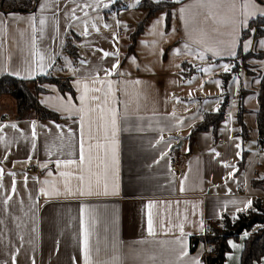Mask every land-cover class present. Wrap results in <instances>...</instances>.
I'll use <instances>...</instances> for the list:
<instances>
[{
    "label": "crops",
    "instance_id": "obj_1",
    "mask_svg": "<svg viewBox=\"0 0 264 264\" xmlns=\"http://www.w3.org/2000/svg\"><path fill=\"white\" fill-rule=\"evenodd\" d=\"M142 1L38 0L36 9L27 12L0 9V74L61 76L74 88L63 91L49 80L41 84L46 89L38 98L60 114L57 119L18 117L17 101L9 94L0 96V168L4 170L0 176V264H83L85 229L93 264H206L203 255L208 245L202 238L195 240L204 235L206 219L235 217L257 200L264 206V185L253 182L264 177V150L259 140L250 143V138L242 137L241 123L259 133L264 33L257 36L252 28L247 37L242 39L241 34L251 18L264 14V0H235L234 11L226 6L197 7V0H152L175 3L159 7L129 50L133 32L150 12L140 5ZM86 4L90 6L83 7ZM181 8L185 9L183 18ZM40 18L46 19L43 26ZM120 27L125 28L122 34ZM68 42L77 56L67 50ZM241 50L254 54L243 59ZM103 52L116 54L104 57ZM117 62L119 67L106 75L105 70ZM191 67L194 71L186 75ZM94 78L112 81L114 95L108 94L107 104L88 101L94 111L84 119L86 162L80 167V117L84 113L78 109L83 106V83L102 88L89 96L103 100L108 92L106 85L94 84ZM223 102L226 113L217 131L211 127L193 132L205 112L219 110ZM240 104L245 109L241 118ZM100 108L105 111L101 113ZM111 108L117 111L119 129L115 175L111 127L106 138L101 119L110 121ZM177 146L187 154L178 172L170 168ZM243 152L247 159L239 171ZM57 160L77 164L58 167ZM31 165L34 169L30 170ZM61 172L70 175L61 176ZM80 175L83 181L77 178ZM46 180L50 183L45 184ZM114 184L117 194H112ZM89 186L92 195H80ZM41 188L50 195H42ZM149 214L155 236L147 232ZM249 233L228 238L231 248L224 264H240ZM181 251L187 255L180 258ZM254 264H264V256Z\"/></svg>",
    "mask_w": 264,
    "mask_h": 264
},
{
    "label": "trees",
    "instance_id": "obj_2",
    "mask_svg": "<svg viewBox=\"0 0 264 264\" xmlns=\"http://www.w3.org/2000/svg\"><path fill=\"white\" fill-rule=\"evenodd\" d=\"M38 0H0V9L4 12H10L12 10H19L27 12V10H35L37 7ZM175 2L167 3L164 1H152L143 0L140 5L147 6L150 9L147 17L143 21L139 22L137 29L132 34V42L130 43V49L134 48L136 41V36L144 29V26L152 18V16L158 11L159 7L164 4H170L172 6ZM170 11L167 14V25L170 21ZM255 28V35L260 36L264 33V14L258 15L250 19V23L247 28L242 30V39L247 37V34L251 32V29ZM67 50L77 56V50L71 42L67 43ZM254 54L253 51H248L244 53L240 51V55L245 59L249 55ZM261 54V53H259ZM194 71L191 67L186 71V75H190ZM229 75L226 74L227 78ZM49 80L57 85L63 91L70 90L74 91L72 84H70L68 78H62L61 76L55 75H43L34 78H25L18 75H13L8 72H3L0 74V96L3 94L11 95L17 101L16 115L18 117H30V116H40V117H50L59 118L55 110L49 108L38 98L40 91L46 89L44 85H41L37 80ZM261 87L258 92L259 94V110L257 113V123L259 128V141L264 146V73L262 76ZM243 92H241L242 94ZM239 117H242L244 112L243 106L240 104L239 107ZM225 102L222 103L219 110L216 111H206L204 119L198 123L194 128L193 132L199 130H206L213 127L214 131H217L220 120L225 116ZM243 124L242 137L244 139H249L250 130L249 127L241 120ZM240 159L238 167L241 171L242 167L246 163V152ZM253 182L257 185H264L263 178H255ZM243 231H249V235L245 238V245L241 252V262L240 264H254L255 261L260 260L264 256V206L260 200L255 202V205L245 211L239 212L235 217H230L225 215L223 217V228H214L212 231L205 232L203 236H195V240H200L201 238L209 245H213L208 248L205 252L204 260L206 264H224L225 254L231 248L229 237H238Z\"/></svg>",
    "mask_w": 264,
    "mask_h": 264
},
{
    "label": "snow or ice",
    "instance_id": "obj_3",
    "mask_svg": "<svg viewBox=\"0 0 264 264\" xmlns=\"http://www.w3.org/2000/svg\"><path fill=\"white\" fill-rule=\"evenodd\" d=\"M137 3H139V0H137ZM47 5L44 4V5H41V11H43V9L46 7ZM90 5H84L83 7H89ZM227 7L229 10L231 11H234L235 10V7H236V4H235V0H197V7ZM77 7H80V5H77ZM191 7V6H190ZM248 5L245 4L244 5V8L247 9ZM75 9H72L71 12L72 14L74 15L75 14ZM180 12L182 14V18H183V14L185 12V9L184 8H181L180 9ZM193 18H195V16H193ZM33 22L35 21V17L32 18ZM46 23V19L45 18H40L39 20V24L41 26H43L44 24ZM119 23V22H118ZM107 27V25H106ZM42 30V28H41ZM33 31H35V26L33 24ZM85 35L87 34V29H85ZM235 44V40L232 41V45L234 46ZM103 51V50H101ZM179 51V50H177ZM214 51V54L216 55H219L220 52L218 51ZM118 52V50H117ZM116 53H108V52H103V56L104 57H107L109 55H115ZM229 54L230 55H235V52L234 51H231L229 50ZM200 58L203 59V53L200 54ZM41 61L43 60V56L40 57ZM134 59V58H133ZM83 63V61H82ZM178 66V65H177ZM119 67V64L118 62L116 64H113L112 65V69H106L105 70V74L110 76L112 75V73ZM179 67V66H178ZM224 68H225V71H228L229 70V66L228 65H224ZM205 71H207V69H205ZM94 84L95 83H99L101 85H106L107 86V89H108V92H105L104 93V99L101 100V96H89V92H102V88H90L89 87V84L88 83H83V91H82V94L80 96V101L82 103V107L80 109H78V111H80L81 113H84V115H82L80 117V122H81V139H80V156H79V165L80 167L84 166L85 165V162H86V157H85V148H84V139H83V126H84V119H85V116L88 115V113H90L91 111H94V109H91L88 107V101L91 100V101H101V103L103 104H107L108 101H107V96L109 93H112L114 95V93L112 92V89H113V82L112 81H104V80H101V79H98V78H94L93 81H92ZM80 83V82H78ZM137 84L140 83L139 80L136 81ZM189 83H191V81H189ZM219 83V82H217ZM97 107H100V105L98 104ZM100 111L101 113H103L105 111L104 108H100ZM108 111L111 113V119L110 121H108L104 116H101V119H104L105 120V123L103 125L104 127V131H105V137L107 138V134H108V130H109V124H110V127H111V135H112V165H113V168H114V175H115V165L118 163V160L116 158V134L118 132V124H117V111L115 108H111V109H108ZM174 115V113H173ZM12 128H16V125L15 124H12L11 125ZM33 127V136L36 135L34 129H35V124L33 123L32 125ZM56 127L59 129L61 126L60 125H56ZM89 138L91 139V124H89ZM160 141H157V143H159ZM238 148H239V145H236ZM33 147H35L33 145ZM91 151V145L89 146V152ZM166 155L165 154H162L161 155V159H163V156ZM216 155H219V153H217ZM6 159V157H5ZM30 159V158H29ZM91 161H92V157L91 155H89L87 157V163H88V166H89V170H90V165H91ZM159 161H157L158 163ZM56 164L57 166L59 167L61 164H64L65 166L67 165H74V164H77V161L75 160H65V161H60V160H57L56 161ZM225 167H230L231 165H228V164H225L224 165ZM41 167H47V165H41ZM105 168H107V165H105ZM83 170V168H82ZM4 174V170L2 168H0V176H3ZM9 175H12L14 176L15 173H9ZM49 176L52 175L51 172L48 173ZM61 176H68L70 175L69 173H65V172H61L60 173ZM79 180L83 181L84 180V176L83 175H80L77 177ZM27 182V176L25 175V183ZM45 184H48L50 183V181H44ZM0 187H2V185H0ZM104 194L107 195L108 194V186H107V183H105V186H104ZM11 191L13 193H15L16 191V188H15V180H13V183H12V189ZM40 193L42 195H50V193H48L47 191H45V189L41 188L40 190ZM181 191H183V186L181 187ZM67 192L68 194H74L71 192V189H67ZM118 192V185L114 184L113 185V191H112V194H117ZM80 195H92V191H91V187L89 186L88 190L87 191H80ZM8 199H11V197H8ZM8 201L5 200V203H7ZM147 207L149 209H151L153 207V204L152 203H149L147 205ZM247 207H251V201H248V204H247ZM241 209H237V211H240ZM82 213H83V209H82ZM148 226H147V232H148V235L149 236H155L156 233H155V230H154V226H153V220H152V216L151 214H149L148 216ZM82 226H83V221H82ZM180 227V230H181V235H184L183 233V225H179ZM247 235V233L245 234ZM177 243H180L181 246L183 247V243L182 241H176ZM233 247H236V245H233ZM99 251V249L97 248V252ZM82 252H83V264H93L92 262V257H91V250H90V247H89V232L85 229L84 233H83V248H82ZM187 255V252L186 251H181L180 254H179V257L182 258L183 256H186ZM13 261L15 262V257H13ZM33 264H35V262H33ZM194 264H199V261H194Z\"/></svg>",
    "mask_w": 264,
    "mask_h": 264
},
{
    "label": "built area",
    "instance_id": "obj_4",
    "mask_svg": "<svg viewBox=\"0 0 264 264\" xmlns=\"http://www.w3.org/2000/svg\"><path fill=\"white\" fill-rule=\"evenodd\" d=\"M120 33L122 34L124 32V28L120 27L119 28ZM258 146L260 150H264V146L261 142L258 143ZM187 157V154L185 151L180 146H177L176 148L173 149L171 153V159H170V168L173 169V171L180 170L182 167L185 159ZM28 169H34V166L31 165ZM241 190V188H239ZM205 232L212 231L214 228H223V220L222 218L219 217H210L206 219L205 222ZM209 246H212V243H209Z\"/></svg>",
    "mask_w": 264,
    "mask_h": 264
},
{
    "label": "rangeland",
    "instance_id": "obj_5",
    "mask_svg": "<svg viewBox=\"0 0 264 264\" xmlns=\"http://www.w3.org/2000/svg\"><path fill=\"white\" fill-rule=\"evenodd\" d=\"M161 9H162V8H161ZM168 11H169V9H168ZM167 14H168V12H167ZM146 17H147V16H146ZM144 18H145V17H144ZM143 20H144V19H142L141 21H143ZM141 21H140V22H141ZM149 21H150V20H149ZM138 25H139V24H138ZM124 29H125V28H124ZM136 29H137V28H136ZM129 33H130V30L128 29V30H127V33H126L125 36H127ZM239 56L242 57V55H240V54H239ZM43 81H46V80H43ZM43 81H41L40 79L37 80V82L40 83V84H42ZM250 123H251V122H250ZM251 124H252V123H251ZM249 138H250V139H249V142H250V143H252V142L255 143L256 141H258V140H259V137H258V129L255 130V129H253V127H252V128L250 129V137H249ZM212 245H213V244H212ZM209 247H211V246L208 245V248H209Z\"/></svg>",
    "mask_w": 264,
    "mask_h": 264
}]
</instances>
